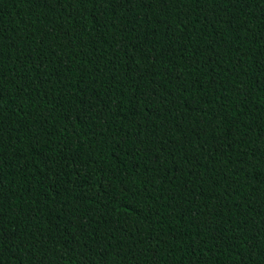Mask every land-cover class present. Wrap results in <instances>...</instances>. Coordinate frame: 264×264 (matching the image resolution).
I'll list each match as a JSON object with an SVG mask.
<instances>
[{
	"label": "trees",
	"instance_id": "16d2710c",
	"mask_svg": "<svg viewBox=\"0 0 264 264\" xmlns=\"http://www.w3.org/2000/svg\"><path fill=\"white\" fill-rule=\"evenodd\" d=\"M0 264H264V0H0Z\"/></svg>",
	"mask_w": 264,
	"mask_h": 264
}]
</instances>
